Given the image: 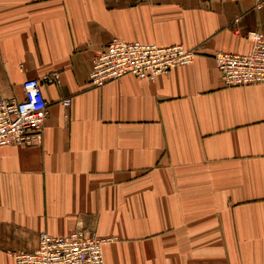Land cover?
Listing matches in <instances>:
<instances>
[{"label":"crops","instance_id":"obj_1","mask_svg":"<svg viewBox=\"0 0 264 264\" xmlns=\"http://www.w3.org/2000/svg\"><path fill=\"white\" fill-rule=\"evenodd\" d=\"M255 28L264 0H0V97L38 78L47 101L39 145L0 146V264L74 228L113 239L106 264H264V85L213 60ZM113 37L195 58L91 86Z\"/></svg>","mask_w":264,"mask_h":264},{"label":"built area","instance_id":"obj_2","mask_svg":"<svg viewBox=\"0 0 264 264\" xmlns=\"http://www.w3.org/2000/svg\"><path fill=\"white\" fill-rule=\"evenodd\" d=\"M247 39L250 42L247 52L218 50L213 54L225 86L264 85V32L251 29ZM194 58L195 51L181 43L163 45L113 37L91 58L88 82L98 87L126 74L154 79L174 67L191 64ZM44 79L58 82V75L48 74ZM21 86V99L0 97V146H33L42 141L47 101L40 80L27 78ZM62 104L69 105L70 99H63ZM111 240L84 228L61 235L41 231L34 250L13 251L9 255L15 264H106L102 247Z\"/></svg>","mask_w":264,"mask_h":264}]
</instances>
